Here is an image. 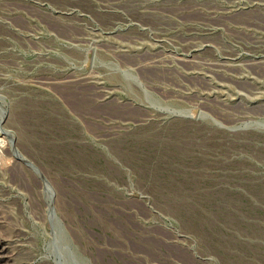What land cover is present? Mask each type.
<instances>
[{
    "label": "rangeland",
    "instance_id": "374dc122",
    "mask_svg": "<svg viewBox=\"0 0 264 264\" xmlns=\"http://www.w3.org/2000/svg\"><path fill=\"white\" fill-rule=\"evenodd\" d=\"M0 264H264V0H0Z\"/></svg>",
    "mask_w": 264,
    "mask_h": 264
},
{
    "label": "bare ground",
    "instance_id": "6f19581e",
    "mask_svg": "<svg viewBox=\"0 0 264 264\" xmlns=\"http://www.w3.org/2000/svg\"><path fill=\"white\" fill-rule=\"evenodd\" d=\"M0 135H1V133H0Z\"/></svg>",
    "mask_w": 264,
    "mask_h": 264
}]
</instances>
